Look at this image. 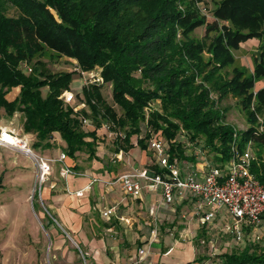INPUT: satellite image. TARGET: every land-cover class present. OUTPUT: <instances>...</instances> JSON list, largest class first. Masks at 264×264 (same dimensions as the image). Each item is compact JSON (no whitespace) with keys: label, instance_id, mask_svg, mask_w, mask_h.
<instances>
[{"label":"trees","instance_id":"1","mask_svg":"<svg viewBox=\"0 0 264 264\" xmlns=\"http://www.w3.org/2000/svg\"><path fill=\"white\" fill-rule=\"evenodd\" d=\"M212 3L208 23L195 0H0V118L18 117L37 152L56 145L58 136L71 161L78 153L96 158L103 124L115 132L114 153L146 150L150 138L162 136L170 163L187 159L178 133L202 140L216 164L230 159L233 144L239 152L253 144L250 170L264 184V87L254 89L264 80V0ZM200 26L202 37L195 33ZM251 38L259 57L249 71L235 65L233 51ZM62 57L69 69L47 67ZM94 69L101 81L75 95L87 108L64 101L73 75ZM106 83L117 109L103 97ZM229 96L246 117L245 129L226 121L220 103ZM216 256L222 264H264V241Z\"/></svg>","mask_w":264,"mask_h":264},{"label":"crops","instance_id":"2","mask_svg":"<svg viewBox=\"0 0 264 264\" xmlns=\"http://www.w3.org/2000/svg\"><path fill=\"white\" fill-rule=\"evenodd\" d=\"M2 121L1 117L0 126H4ZM25 135L31 138L30 134ZM97 136L96 158L87 160L78 153L75 161L65 159L67 165L81 174L64 177L61 163H51L52 171L42 192L46 212L37 205V211L41 212L38 219L45 220L42 225L50 238L46 241L49 264H222L216 254L227 251L229 243L212 253L214 241L198 236H223L217 224L224 220V211H218L212 224L201 225L195 215L198 202L192 195L167 203L159 187H144L138 196H133L125 193L119 181L107 183L123 173L155 164V154L149 147L139 153L138 146H133L122 150L121 160L112 163L114 152L109 151L112 136L101 127ZM56 141L41 155L58 157L62 141L58 136ZM13 158L22 163L29 157L15 149L0 147V161ZM177 164L184 174L189 170L202 172L208 162L187 155V159ZM93 178L101 180L92 181ZM110 206H115L114 213L102 216V211ZM199 243H205L207 249Z\"/></svg>","mask_w":264,"mask_h":264},{"label":"built area","instance_id":"3","mask_svg":"<svg viewBox=\"0 0 264 264\" xmlns=\"http://www.w3.org/2000/svg\"><path fill=\"white\" fill-rule=\"evenodd\" d=\"M27 70H30L28 68ZM80 75L90 76L89 72H81ZM89 82H100V76L94 74L88 78ZM86 82V81H85ZM61 97L66 102L74 101V93L63 92ZM87 123V120H83ZM104 128L111 136L114 131ZM0 147L15 149L34 161L36 166V181L39 187L45 183L51 174L52 162L61 163V175L81 174L74 171L65 163V154L61 152L56 158L45 157L35 152L30 145L28 135L19 134L11 127L0 126ZM148 147L155 154V164L162 170L157 172L149 166L126 172L113 181L117 182L125 193L138 196L142 188H160L165 202L175 199H183L192 195L197 199L195 215L201 225L212 224L218 211H224L225 218L217 224V229L222 235H227L235 243L244 240L259 242L264 237V184L251 172L250 167L254 159L250 145L242 151H238L233 144L232 155L224 163L207 164L206 170L198 172L189 170L182 174L177 161L169 162L164 142L156 137L150 138ZM122 150L114 153L110 158L112 163L121 160ZM100 181L93 178L92 181ZM115 206H110L102 211V216L109 217L114 213ZM212 252H216L215 244L211 245ZM142 253V250H139Z\"/></svg>","mask_w":264,"mask_h":264},{"label":"rangeland","instance_id":"4","mask_svg":"<svg viewBox=\"0 0 264 264\" xmlns=\"http://www.w3.org/2000/svg\"><path fill=\"white\" fill-rule=\"evenodd\" d=\"M195 6L199 14L205 17L206 22L209 23L214 20L211 13L213 8L212 0H195ZM9 13H13V9H10ZM204 31V26H200L195 30V33L198 37H202ZM257 47L258 40L256 38L241 42L240 47L233 51L235 65L252 71L254 56L256 55V51H258ZM203 55L206 57L207 53L204 52ZM65 60L66 58L64 57L52 61L47 60V67L51 71L69 69L70 66L65 63ZM89 74L90 76H93L94 74L99 76L97 69L90 71ZM90 76L87 77L74 74L72 77L70 90L66 91H72V93H74L73 102L75 104L78 103L75 108H87L86 105L78 102L79 97H75V95L76 93H80L81 87L84 84L91 83L88 81ZM262 87H264V80H258L255 82V90ZM101 91L106 102L117 109L118 106L112 100L110 85L108 83L104 84ZM220 104L221 107L225 106L227 109L226 121L229 125L236 129H245L248 126L246 117L239 109L234 97L229 96ZM153 106L158 107V104L154 103ZM2 117V124L8 127L11 126V128L17 133L23 134L19 128L18 117H13L12 119H7L5 116ZM141 127L144 131L145 123H143ZM160 139H162V141L164 140L162 136H160ZM177 139L182 142L183 149L189 157L194 158L197 156L199 159L203 158L207 160L209 164H216L213 153L208 151V148L204 146L202 140L193 143L180 133L177 134ZM164 144L167 146L166 142H164ZM250 149L256 160V149L253 144L250 145ZM136 150L141 153L142 149L138 146ZM34 151L37 152L35 149ZM109 151L112 152V148H110ZM37 153L41 154V152ZM260 153L264 159V148ZM83 156L86 157V154L83 153ZM21 164L22 166H20ZM0 175L2 176V186H0V264H49L46 241H50V238L42 225L45 224V220L43 218L40 220L38 219L41 212L37 211L38 204L39 209L46 212V201L42 194L45 183L40 187L39 184H37L36 166L34 161L29 158L28 161H22V163L16 161L15 158L11 159V161H0ZM36 194L37 198H35ZM198 237L202 240L207 238L213 240L217 248L215 250L216 253L219 252L227 242L229 243L227 251L241 249L250 243L249 240L235 243L227 235L220 236L219 234H216L213 237L211 235H199ZM260 241H264V237ZM71 245L73 246L72 243ZM199 245L207 249L205 243H199ZM212 251L213 249H211V252Z\"/></svg>","mask_w":264,"mask_h":264},{"label":"water","instance_id":"5","mask_svg":"<svg viewBox=\"0 0 264 264\" xmlns=\"http://www.w3.org/2000/svg\"><path fill=\"white\" fill-rule=\"evenodd\" d=\"M256 56L259 57V51H256Z\"/></svg>","mask_w":264,"mask_h":264}]
</instances>
